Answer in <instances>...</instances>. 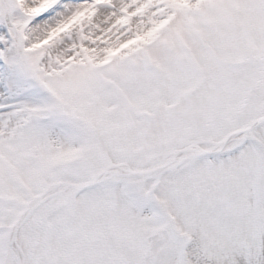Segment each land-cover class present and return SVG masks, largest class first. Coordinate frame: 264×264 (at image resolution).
<instances>
[{"label": "snow or ice", "instance_id": "snow-or-ice-1", "mask_svg": "<svg viewBox=\"0 0 264 264\" xmlns=\"http://www.w3.org/2000/svg\"><path fill=\"white\" fill-rule=\"evenodd\" d=\"M0 264H264V0H0Z\"/></svg>", "mask_w": 264, "mask_h": 264}]
</instances>
